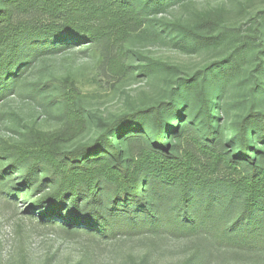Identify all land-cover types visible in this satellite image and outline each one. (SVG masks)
<instances>
[{"label": "trees", "instance_id": "1", "mask_svg": "<svg viewBox=\"0 0 264 264\" xmlns=\"http://www.w3.org/2000/svg\"><path fill=\"white\" fill-rule=\"evenodd\" d=\"M179 1L0 0V95L31 54L59 53L105 37L111 41V35L142 28L149 12ZM213 24L201 15L196 27L180 26L185 32L175 45L210 43ZM242 50L210 71L184 78L170 100L100 121L90 142L46 149L33 160L8 157L10 172L18 170L21 186L30 188L22 190L24 197L45 198L30 206L40 201L38 209L47 216L102 237L182 234L212 226L216 236L249 234L252 244L261 240L264 110L250 109L230 120L217 102L219 82L239 71ZM4 155L0 152V163Z\"/></svg>", "mask_w": 264, "mask_h": 264}, {"label": "rangeland", "instance_id": "2", "mask_svg": "<svg viewBox=\"0 0 264 264\" xmlns=\"http://www.w3.org/2000/svg\"><path fill=\"white\" fill-rule=\"evenodd\" d=\"M201 15L214 21L211 42L175 45L185 32L180 26L196 27ZM147 18L142 28L111 41L59 53L27 51L26 64L1 93L0 152L7 155L0 163V264H264V234L252 244L249 234L216 236L212 226L182 234L79 232V225L42 213L44 197H24L30 188L8 168L10 156L33 160L46 149L92 141L100 121L170 100L184 78L242 49V65L219 82L217 102L230 120L264 110V69L256 71L264 67V0H181Z\"/></svg>", "mask_w": 264, "mask_h": 264}]
</instances>
